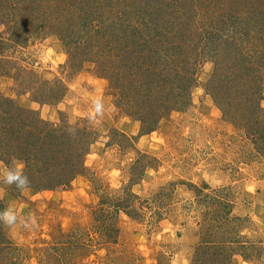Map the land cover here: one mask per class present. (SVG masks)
<instances>
[{"label":"rangeland","instance_id":"1","mask_svg":"<svg viewBox=\"0 0 264 264\" xmlns=\"http://www.w3.org/2000/svg\"><path fill=\"white\" fill-rule=\"evenodd\" d=\"M64 1L0 0V96L97 142L62 190L0 182V210L37 218L0 226V264H194L206 236L264 264V38L222 39L226 5L257 25L264 0ZM126 192L136 217L103 205Z\"/></svg>","mask_w":264,"mask_h":264},{"label":"trees","instance_id":"2","mask_svg":"<svg viewBox=\"0 0 264 264\" xmlns=\"http://www.w3.org/2000/svg\"><path fill=\"white\" fill-rule=\"evenodd\" d=\"M61 1L66 4L64 0ZM226 6L231 22L228 23V32L222 37V39L225 37L223 39L225 43H229L230 38L233 44H236V42L241 43L242 40L252 38V35H262L264 38L263 11H259L260 16L255 15L259 24L249 25V23L244 22L245 17L239 15V6L234 3ZM63 8L67 10L66 5ZM131 11H126L125 15L131 13ZM54 20L56 21V19L52 21ZM169 27L170 23L165 24L164 28L169 30ZM43 28H50V26L45 25ZM241 29L244 32H241ZM238 30L240 32H237ZM162 32L160 35L164 37V30ZM185 34L182 36H185ZM190 37V49L193 50L194 46L192 44L196 42L193 36L190 35ZM2 38L0 35V41L3 40ZM8 41H10V38ZM246 49V52H249L252 47L249 46ZM153 64L157 63L154 62ZM148 71L149 69L145 70L146 73ZM147 76L155 77V72L153 71L152 75L147 74ZM61 88L63 89V87ZM63 90L65 91V89ZM64 91L63 93L60 91L61 96L64 95ZM32 115L34 116L35 112L15 105L12 100L0 96V159L5 164L12 157L22 160L25 164V173L31 181V188L36 191L62 190L71 184L76 177L86 173L85 158L97 142L96 137L79 126H56L40 117L34 118ZM153 128L151 126L144 131L152 132ZM139 200L140 197L135 193L126 192L117 199L111 198L105 201L103 205L109 204L105 207L112 209L115 216L124 213L130 217H136L141 213L140 209L137 208L138 203H140ZM233 242V244L236 243ZM4 243L5 235L0 232V246ZM196 252V262L194 264H228L231 255L223 245H218L214 239L207 236L199 244ZM217 257L219 258L217 259Z\"/></svg>","mask_w":264,"mask_h":264},{"label":"clouds","instance_id":"3","mask_svg":"<svg viewBox=\"0 0 264 264\" xmlns=\"http://www.w3.org/2000/svg\"><path fill=\"white\" fill-rule=\"evenodd\" d=\"M105 114V103L102 96L91 98V108L88 113V119L99 123V117ZM0 182L9 187H15L18 191L30 190L31 181L25 173V164L22 160L12 157L7 164L0 169ZM0 225L9 229L22 226L25 229H31L37 226V218L32 213L21 216L18 210L11 205L0 210Z\"/></svg>","mask_w":264,"mask_h":264}]
</instances>
